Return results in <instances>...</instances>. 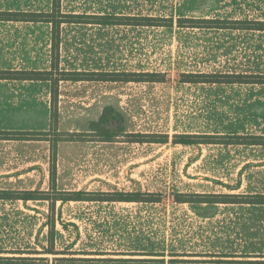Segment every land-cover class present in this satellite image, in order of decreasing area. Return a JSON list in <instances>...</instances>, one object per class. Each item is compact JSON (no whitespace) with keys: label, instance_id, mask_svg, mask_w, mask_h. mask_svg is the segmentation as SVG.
<instances>
[{"label":"rangeland","instance_id":"1","mask_svg":"<svg viewBox=\"0 0 264 264\" xmlns=\"http://www.w3.org/2000/svg\"><path fill=\"white\" fill-rule=\"evenodd\" d=\"M50 9L51 0H0V10ZM60 9L171 17L172 27L63 24L59 45L60 69L161 72L166 80L60 81L54 118L48 82L0 80V130L48 131L0 139V188L140 190L162 201H57L52 212L47 201L0 200V264H264V205L173 201L174 192L264 194V146L172 143L178 133L264 135V85L178 81L182 72L264 73V32L175 22L264 19V0H61ZM49 62V24L0 21V69ZM106 105L122 113L127 132L164 133L169 142L71 136L87 132ZM49 216L56 254L42 253Z\"/></svg>","mask_w":264,"mask_h":264},{"label":"trees","instance_id":"2","mask_svg":"<svg viewBox=\"0 0 264 264\" xmlns=\"http://www.w3.org/2000/svg\"><path fill=\"white\" fill-rule=\"evenodd\" d=\"M61 0H51L49 11L34 10H0V21L9 22H43L50 25V62L47 69H24L11 68L0 69V80L38 81L48 82L50 85V116L56 114L57 89L60 81H100V82H164L165 73L148 71H105L85 70L67 71L60 69L59 45L61 41V26L63 24H98V25H131V26H173V19L157 16L138 15H111V14H82L65 13L60 9ZM176 25L180 28H211L228 29L240 31L264 32V19L259 18H186L178 17ZM179 82L189 84H257L264 85V73L245 72H182L179 74ZM116 124L113 129L112 126ZM48 134V131L33 130H0V139L3 140H30ZM94 134L100 141H113L117 136H124L127 142L136 143H158L169 142L168 134L164 133H141L127 132L124 125V117L120 111L112 105H106L97 119L88 122V130L83 133ZM172 143L181 145L195 144H224V145H260L264 146V135L258 134H189L178 133L173 135ZM56 142L52 145V157L55 158ZM53 163V162H52ZM55 180V166L52 165L50 182ZM41 191L19 190L12 188H0V200L7 201H29L41 200L50 203L53 212L57 201H98V202H136V203H159L162 194L158 192L137 191ZM173 201L178 204H249L264 205V194H234V193H182L174 192ZM48 219V243L42 253L56 254L53 249L54 242V220L52 216ZM13 253H16L13 251ZM22 253V252H17ZM31 253V252H28ZM163 255V254H161ZM135 260V259H134ZM162 260V259H161ZM212 262V261H211ZM213 262H226L230 260H215Z\"/></svg>","mask_w":264,"mask_h":264}]
</instances>
